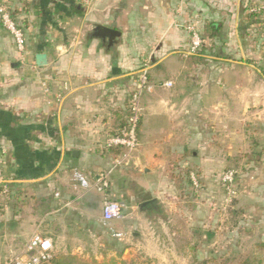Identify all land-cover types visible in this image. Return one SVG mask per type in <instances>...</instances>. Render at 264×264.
<instances>
[{
    "label": "crops",
    "instance_id": "0c3cea01",
    "mask_svg": "<svg viewBox=\"0 0 264 264\" xmlns=\"http://www.w3.org/2000/svg\"><path fill=\"white\" fill-rule=\"evenodd\" d=\"M8 1L25 49L0 25V264L35 231L52 240L54 256L144 249L172 194L164 160L187 153L208 182V218L213 198L223 202L225 165L244 159L250 172L232 213L264 242V0ZM186 26L202 39L192 56ZM145 60L152 89L139 147L112 169L119 151L100 148L123 127ZM110 169L121 218L105 222L103 195L81 180Z\"/></svg>",
    "mask_w": 264,
    "mask_h": 264
},
{
    "label": "rangeland",
    "instance_id": "374dc122",
    "mask_svg": "<svg viewBox=\"0 0 264 264\" xmlns=\"http://www.w3.org/2000/svg\"><path fill=\"white\" fill-rule=\"evenodd\" d=\"M2 1L4 0H0V3ZM5 1L10 5L8 0ZM14 18L19 23L15 16ZM20 24L22 23L20 22ZM147 62L146 60L140 61L137 69L139 71L135 75L134 88L128 98L127 116L121 129L127 126L131 99L136 91L140 71ZM148 66L150 70L151 63ZM146 94L144 92L140 98L141 111L137 126L138 145L136 150L139 147L142 102ZM110 150L112 149L107 151ZM100 151L106 152L103 149ZM193 151L199 152V149L194 148ZM166 152L168 153V150ZM191 156L192 153L190 155L187 153L185 157L178 160L170 155L168 158L172 157L171 159L164 160V175L172 194L166 195L164 204L160 205L161 209L153 215V223L147 229L152 238L150 237L149 243L145 244V248L139 250L134 248L125 255H123V251L112 255H110L111 252H108L103 254L102 259L96 260L94 257L91 259H94L97 264H264V242L260 241L258 234H254V229L248 226L245 217L232 213L238 190L242 187L244 176L250 172V166L244 164L243 158H240L241 161L238 164L232 162L230 165H225L221 175L230 169L238 172L233 184L237 195L231 202L227 200L220 175L219 186L223 193V202L220 199L221 196L213 198L212 206H207L212 213V216L208 218L205 216L204 210V206L208 205L204 200L207 198L205 191L208 182L203 178L199 166L195 165V162H190ZM250 233L252 236H249ZM123 240L120 238L117 241L124 244Z\"/></svg>",
    "mask_w": 264,
    "mask_h": 264
},
{
    "label": "built area",
    "instance_id": "2783aa9c",
    "mask_svg": "<svg viewBox=\"0 0 264 264\" xmlns=\"http://www.w3.org/2000/svg\"><path fill=\"white\" fill-rule=\"evenodd\" d=\"M10 8V5L5 0L0 3V25L13 38L17 51L22 53L25 49L23 32L20 25L12 17ZM255 11L254 9L251 10V12ZM185 29L190 35L187 54L192 56L201 49L202 39L193 26H186ZM149 63L150 61L140 71L136 91L131 99L130 117L127 120V126L122 128L119 133L108 137L100 148L105 151L109 149L120 151L119 155L113 160L112 169L124 166L138 145L137 126L141 111L140 98L144 92L149 93L152 89L148 82ZM163 87H170V84H164ZM45 92L48 91L45 90ZM110 172L111 169L98 173L90 184L84 179L81 180L82 186L87 190H93L103 195L101 218L105 222H111L121 218V206L119 202L109 195ZM237 175V170L230 169L225 171L220 177L226 198L229 202L237 195V191L233 187ZM0 181H2L1 170ZM121 236L120 234H115L113 237L121 238ZM53 251L52 240L42 236L40 232L35 231L18 253L8 260V264H45L53 258Z\"/></svg>",
    "mask_w": 264,
    "mask_h": 264
},
{
    "label": "trees",
    "instance_id": "16d2710c",
    "mask_svg": "<svg viewBox=\"0 0 264 264\" xmlns=\"http://www.w3.org/2000/svg\"><path fill=\"white\" fill-rule=\"evenodd\" d=\"M45 264H97L94 259L85 260L73 255H56Z\"/></svg>",
    "mask_w": 264,
    "mask_h": 264
},
{
    "label": "water",
    "instance_id": "95a60500",
    "mask_svg": "<svg viewBox=\"0 0 264 264\" xmlns=\"http://www.w3.org/2000/svg\"><path fill=\"white\" fill-rule=\"evenodd\" d=\"M36 65L37 66H41V65H44L46 62H45V56L42 55V54H39V55H36ZM141 206H146V204H142Z\"/></svg>",
    "mask_w": 264,
    "mask_h": 264
}]
</instances>
